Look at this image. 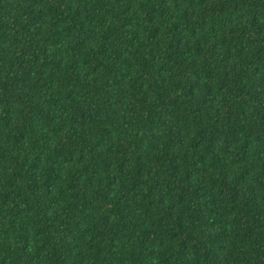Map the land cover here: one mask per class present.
I'll list each match as a JSON object with an SVG mask.
<instances>
[{
	"label": "trees",
	"instance_id": "1",
	"mask_svg": "<svg viewBox=\"0 0 264 264\" xmlns=\"http://www.w3.org/2000/svg\"><path fill=\"white\" fill-rule=\"evenodd\" d=\"M0 264H264V0H0Z\"/></svg>",
	"mask_w": 264,
	"mask_h": 264
}]
</instances>
